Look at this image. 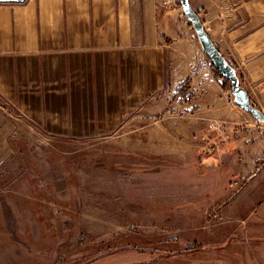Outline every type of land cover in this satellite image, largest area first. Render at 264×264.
<instances>
[{
    "label": "rangeland",
    "instance_id": "1",
    "mask_svg": "<svg viewBox=\"0 0 264 264\" xmlns=\"http://www.w3.org/2000/svg\"><path fill=\"white\" fill-rule=\"evenodd\" d=\"M162 115L58 137L0 97V264H264L262 126L235 149Z\"/></svg>",
    "mask_w": 264,
    "mask_h": 264
},
{
    "label": "crops",
    "instance_id": "2",
    "mask_svg": "<svg viewBox=\"0 0 264 264\" xmlns=\"http://www.w3.org/2000/svg\"><path fill=\"white\" fill-rule=\"evenodd\" d=\"M188 1L264 116V0ZM222 83L177 0L0 2V97L54 136L136 121L156 137L149 122L166 114L164 141L222 137L247 149L264 123Z\"/></svg>",
    "mask_w": 264,
    "mask_h": 264
},
{
    "label": "water",
    "instance_id": "3",
    "mask_svg": "<svg viewBox=\"0 0 264 264\" xmlns=\"http://www.w3.org/2000/svg\"><path fill=\"white\" fill-rule=\"evenodd\" d=\"M25 0H0V2H14L22 3ZM184 17L192 26L197 40L205 56L210 61L213 69L223 79L230 83V90L233 97L234 104L241 110L247 112L251 117L260 124L264 123L263 114L254 108L250 102L247 91L240 85L235 69L221 56L210 38L204 31L203 24L198 15L192 10L188 0H177Z\"/></svg>",
    "mask_w": 264,
    "mask_h": 264
},
{
    "label": "trees",
    "instance_id": "4",
    "mask_svg": "<svg viewBox=\"0 0 264 264\" xmlns=\"http://www.w3.org/2000/svg\"><path fill=\"white\" fill-rule=\"evenodd\" d=\"M215 75H216V77L218 78V79H221L222 80V88L224 89V91L225 92H228V91H231L230 90V83L227 81V80H225V79H223L219 74H217L216 72H215ZM264 165V160L262 161V163H261V165ZM260 169V166L258 167V170ZM254 175H257V173H255Z\"/></svg>",
    "mask_w": 264,
    "mask_h": 264
}]
</instances>
